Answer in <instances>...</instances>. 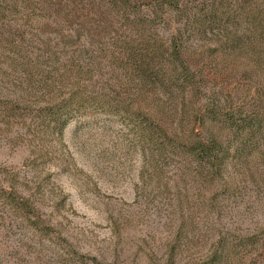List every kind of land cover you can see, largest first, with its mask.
<instances>
[{
	"label": "rangeland",
	"instance_id": "1",
	"mask_svg": "<svg viewBox=\"0 0 264 264\" xmlns=\"http://www.w3.org/2000/svg\"><path fill=\"white\" fill-rule=\"evenodd\" d=\"M130 3L0 10V264H264V0Z\"/></svg>",
	"mask_w": 264,
	"mask_h": 264
},
{
	"label": "trees",
	"instance_id": "2",
	"mask_svg": "<svg viewBox=\"0 0 264 264\" xmlns=\"http://www.w3.org/2000/svg\"><path fill=\"white\" fill-rule=\"evenodd\" d=\"M117 1L125 5L132 4V8L134 9L136 7L133 3H130V0H110L112 5H116ZM181 1L182 0H142V2L146 3L145 8L147 9V11H151L152 13H155L157 15L158 13L174 15L175 12H180L182 8ZM3 4H7V0H0V10ZM199 10L200 8H198L197 12ZM209 10H211V15H217L220 13V10L217 8H211ZM232 128H234L232 129L233 133L235 135H238L237 137H234L236 141L238 140L239 135H243V138L239 142H236L237 147L235 148V152H240L246 147V141L247 143L249 141H252L253 138L260 133L261 121L252 118L251 116L238 115L237 120L232 125ZM219 142H217L215 138H210L205 142L198 141L195 144V149L204 154V157L202 159L204 160V158H207L206 161L208 163H211V166L220 161L219 156H221V154L223 153L224 147H222V143Z\"/></svg>",
	"mask_w": 264,
	"mask_h": 264
}]
</instances>
